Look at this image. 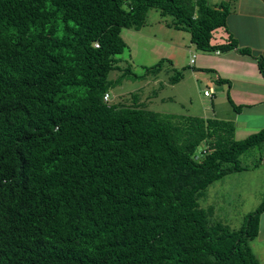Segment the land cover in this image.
Wrapping results in <instances>:
<instances>
[{
	"label": "trees",
	"instance_id": "1",
	"mask_svg": "<svg viewBox=\"0 0 264 264\" xmlns=\"http://www.w3.org/2000/svg\"><path fill=\"white\" fill-rule=\"evenodd\" d=\"M151 7L199 49L251 54L211 42L229 0H0V264H260L264 200L231 227L198 199L256 166L239 156L264 127L236 138L228 119L103 98L121 29Z\"/></svg>",
	"mask_w": 264,
	"mask_h": 264
},
{
	"label": "rangeland",
	"instance_id": "2",
	"mask_svg": "<svg viewBox=\"0 0 264 264\" xmlns=\"http://www.w3.org/2000/svg\"><path fill=\"white\" fill-rule=\"evenodd\" d=\"M172 18L170 14L161 15L157 8L151 7L146 14L147 23L139 29H121L120 34L127 46L121 53L114 55L118 66L108 73V79L112 80L108 90L109 102L122 100L131 103L133 93L144 96L150 92L152 101L146 100V105L166 113L190 112L203 115V106L209 108L213 105L210 98L203 94L204 84L217 86V83L210 76L204 75L206 70L194 68L195 72H201L197 80L194 74L187 73L179 82L170 81V76L184 72L185 68L188 70L186 72L193 71L189 58L195 59L201 51L191 41L187 30L167 24ZM219 29L222 27L217 30ZM217 32L215 30V35ZM158 63L160 70L152 73ZM123 71L128 74L113 84V80ZM187 82L189 88L178 90ZM213 103L215 104V100ZM242 133L238 129L234 131V136L241 138ZM261 144L251 147L239 156L240 164L256 166L227 173L209 184L198 199L201 206L213 208L212 216L215 219H221L231 227H238L244 214L264 200V143ZM260 223L264 234V211ZM250 244L256 251L262 250L259 253L260 264H264V240L257 237L251 239Z\"/></svg>",
	"mask_w": 264,
	"mask_h": 264
},
{
	"label": "crops",
	"instance_id": "3",
	"mask_svg": "<svg viewBox=\"0 0 264 264\" xmlns=\"http://www.w3.org/2000/svg\"><path fill=\"white\" fill-rule=\"evenodd\" d=\"M229 3L230 10L226 17V25L220 26L222 29L217 30L220 27L214 29L211 42H228L231 35L237 41V46L247 47L251 50V54L240 53L236 47L212 51L201 49L193 62L190 60L191 57L189 58L193 71L186 72L188 70L185 68L177 82L181 81L187 73L188 75L194 74L197 80L201 72H195L194 68L206 70L207 73L204 75L210 76L217 86L211 83L204 84V89L212 88L210 96L203 94L210 98L213 105L209 108L203 106L204 114L199 115L221 119L230 118L228 120L233 122L234 131L239 129L243 132L241 137H244L264 127V74L260 71L255 57L258 54L262 55L264 67V0H229ZM164 21L167 22V20ZM215 30L218 31L217 35H215ZM217 78H224V80L220 81ZM185 88H189L188 82L178 90H186ZM138 97L139 101H152L150 92ZM229 99L238 107L234 108ZM257 237L264 240L260 222L255 238ZM252 249L260 261L259 253L262 250L256 251L253 247Z\"/></svg>",
	"mask_w": 264,
	"mask_h": 264
},
{
	"label": "built area",
	"instance_id": "4",
	"mask_svg": "<svg viewBox=\"0 0 264 264\" xmlns=\"http://www.w3.org/2000/svg\"><path fill=\"white\" fill-rule=\"evenodd\" d=\"M217 51H218V50H217ZM190 60H191V62H193L194 59L191 57ZM203 93H204L205 95L210 96L211 93H212V88L209 87V88H207V89H204V90H203ZM109 97H110L109 92H108V91L104 92V94H103V98H104V100H106V101L109 102V100H108Z\"/></svg>",
	"mask_w": 264,
	"mask_h": 264
}]
</instances>
